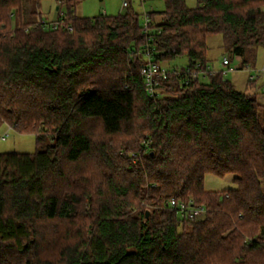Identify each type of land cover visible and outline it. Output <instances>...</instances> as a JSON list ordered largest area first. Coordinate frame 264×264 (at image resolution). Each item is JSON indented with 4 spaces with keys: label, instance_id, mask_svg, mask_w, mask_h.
I'll use <instances>...</instances> for the list:
<instances>
[{
    "label": "trees",
    "instance_id": "1",
    "mask_svg": "<svg viewBox=\"0 0 264 264\" xmlns=\"http://www.w3.org/2000/svg\"><path fill=\"white\" fill-rule=\"evenodd\" d=\"M81 1L61 0L52 28L41 0H0V123L37 142L0 153V264H264V101L187 73L215 34L254 65L264 0H164L148 27L133 8L79 16ZM151 49L188 58L153 90ZM208 174L235 187L208 190Z\"/></svg>",
    "mask_w": 264,
    "mask_h": 264
},
{
    "label": "rangeland",
    "instance_id": "2",
    "mask_svg": "<svg viewBox=\"0 0 264 264\" xmlns=\"http://www.w3.org/2000/svg\"><path fill=\"white\" fill-rule=\"evenodd\" d=\"M61 0H41L40 18L45 21H55L59 17V12L63 13V9H58ZM125 0H82L76 8L79 16L93 17L101 13L107 15H117L126 12L133 8L135 13L140 16V19L145 23V14L151 11L160 12L165 8L164 0H127L128 6L124 7ZM190 7L197 6V0H187ZM208 45V63L213 67V71L223 72V78L233 82L235 87L243 92L257 91L260 102L264 101V94L259 91L264 86V71L260 72L259 78L256 79V86H251L248 81L250 70L258 72L264 69V47L258 49L257 60L254 65L240 69V61L234 58L230 61V67L224 65V58H229L224 46L223 37L221 34L210 35L207 38ZM186 67L188 66V58L181 56L171 61L170 63L163 62L162 66L173 68V66ZM6 135V139H1V136ZM37 149L36 136L31 132H19L8 123H0V153L2 152H22L35 153ZM234 174H228L225 177H217L208 174L205 177V187L208 190H226L234 188Z\"/></svg>",
    "mask_w": 264,
    "mask_h": 264
},
{
    "label": "built area",
    "instance_id": "3",
    "mask_svg": "<svg viewBox=\"0 0 264 264\" xmlns=\"http://www.w3.org/2000/svg\"><path fill=\"white\" fill-rule=\"evenodd\" d=\"M124 7L128 6V1L125 0L123 3ZM41 23H43L45 26H51L52 28L58 27L60 24H64L62 19L61 20H55V21H45L42 20L41 18L39 19ZM149 24V18H148V13L145 14V27H148ZM224 65L229 66V69L232 70L230 67V61L228 58H224L223 61ZM264 69L258 71V72H253L250 70V74L248 76V81H255L256 79L259 78L260 72H263ZM141 73L144 77L145 85L149 87L150 90H153L154 85L157 82L158 78L161 77H167L169 70L167 67L162 66L161 63H157L154 61V51L153 49L148 50V55H147V61L142 65L141 67ZM187 73L190 75L192 79H197V77H200L204 80L208 79L209 74L215 73L213 71V67L208 63L206 66L201 67L200 64L196 65L194 69H187ZM262 90L264 91V86L262 87ZM1 139H6V135L1 136ZM170 205L173 208H177L181 214L184 217H188L190 219H196L198 217H201L205 209L202 206H189L183 201H177L175 198H172L170 200Z\"/></svg>",
    "mask_w": 264,
    "mask_h": 264
},
{
    "label": "crops",
    "instance_id": "4",
    "mask_svg": "<svg viewBox=\"0 0 264 264\" xmlns=\"http://www.w3.org/2000/svg\"><path fill=\"white\" fill-rule=\"evenodd\" d=\"M103 1V0H102Z\"/></svg>",
    "mask_w": 264,
    "mask_h": 264
}]
</instances>
